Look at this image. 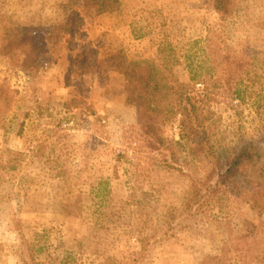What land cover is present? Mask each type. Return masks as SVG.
I'll return each instance as SVG.
<instances>
[{
	"label": "rangeland",
	"instance_id": "374dc122",
	"mask_svg": "<svg viewBox=\"0 0 264 264\" xmlns=\"http://www.w3.org/2000/svg\"><path fill=\"white\" fill-rule=\"evenodd\" d=\"M13 26L34 29L39 69L2 50ZM117 52L169 64L182 82L201 67L216 130L259 144L264 167V0H235L224 18L214 0H0V264H264V220L240 197L182 215L212 164L185 144L146 148L108 69ZM228 60L244 64L243 102ZM164 136L180 141L178 123Z\"/></svg>",
	"mask_w": 264,
	"mask_h": 264
},
{
	"label": "trees",
	"instance_id": "16d2710c",
	"mask_svg": "<svg viewBox=\"0 0 264 264\" xmlns=\"http://www.w3.org/2000/svg\"><path fill=\"white\" fill-rule=\"evenodd\" d=\"M83 1L86 6H94L107 0ZM214 9L220 17H227L235 9V0H214ZM36 39L34 29L13 26L7 31L2 50L6 54L23 51L26 55L23 69L37 70L42 66L44 48ZM107 62L109 71L124 78L125 99L128 105L136 108L140 138L148 150L174 151L185 144L190 154L207 157L212 164L208 172V187L193 184L184 200L182 215L200 211L205 199L231 192L264 220L262 149L254 141L244 139L237 145L227 144L218 133L210 97L197 90L201 67L192 68L191 82H182L176 78L169 64L131 62L120 52L108 56ZM243 68L241 62L227 61L228 92L234 101L239 102L245 101L248 92L241 79ZM175 122L179 125L181 140L170 144L164 136V129Z\"/></svg>",
	"mask_w": 264,
	"mask_h": 264
}]
</instances>
